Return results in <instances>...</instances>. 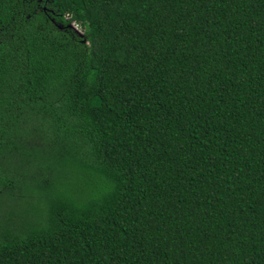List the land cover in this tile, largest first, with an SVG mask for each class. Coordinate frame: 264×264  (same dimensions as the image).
Masks as SVG:
<instances>
[{
  "label": "trees",
  "instance_id": "obj_1",
  "mask_svg": "<svg viewBox=\"0 0 264 264\" xmlns=\"http://www.w3.org/2000/svg\"><path fill=\"white\" fill-rule=\"evenodd\" d=\"M0 264H264V0H0Z\"/></svg>",
  "mask_w": 264,
  "mask_h": 264
}]
</instances>
